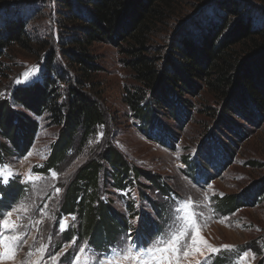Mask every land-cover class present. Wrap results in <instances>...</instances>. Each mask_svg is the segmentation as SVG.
Returning a JSON list of instances; mask_svg holds the SVG:
<instances>
[{
  "label": "rangeland",
  "instance_id": "rangeland-1",
  "mask_svg": "<svg viewBox=\"0 0 264 264\" xmlns=\"http://www.w3.org/2000/svg\"><path fill=\"white\" fill-rule=\"evenodd\" d=\"M157 6L162 13L154 17L160 19L148 23L142 47L126 37L115 43L91 42L84 52L94 70L84 77L81 67L68 55L74 48L67 44V38L78 35L79 25L85 22L81 17L72 19L64 0H0V23L14 11L23 23L24 41L3 48L0 54V100H11L15 111L37 122L27 152L8 142L9 153L5 162H0V187L10 182L20 186L17 199L0 210L5 214L0 220L12 212L9 219L19 227L15 231L0 228V233H23L27 241H21L14 259L0 260V264H33L37 260L54 264L49 254L57 257L58 264H76L77 256L80 264H140L137 257L148 259L146 250L154 240L183 223L177 219L181 213L176 209L184 204L196 214L205 240L217 247L233 246L213 255L207 264H264V110L256 109L245 116L242 109L228 110V94L213 89L209 77L193 78L198 85L186 91L180 81L177 86L169 83L177 97L176 111L155 105L156 122L150 125L135 118L124 101L135 87L146 92L145 99L151 96V89L137 81L129 66L135 58L132 47L140 48V56L162 70L168 59L181 61L175 48L181 33L194 37L192 30L205 28L210 17L223 15L227 19L218 44L241 17H251V26L262 31L255 37L260 48L250 53L248 47L253 43L242 38L230 46V52L238 62L262 53L264 0H164ZM47 70L62 97L70 88H77L101 104L104 121L87 138L79 129L67 158L57 169L40 173L38 169L48 157L59 128L48 112L36 116L19 107L12 92L41 82ZM26 72L29 77H25ZM232 87L228 85L225 90L230 92ZM108 145L141 173L136 178L131 176L130 182L126 179L124 188L113 187L112 177L102 183L105 176L101 175V198L109 197L111 207L127 223L119 226L111 242L98 245L89 234L79 237L71 232L80 223L77 212L61 214L59 209L67 200L65 188L78 168L90 159H100V151ZM146 174L155 176L158 183H152ZM29 175L39 179L30 182ZM41 246L45 252L36 253ZM245 253L246 260H241ZM197 259L181 257V264H196Z\"/></svg>",
  "mask_w": 264,
  "mask_h": 264
},
{
  "label": "trees",
  "instance_id": "trees-1",
  "mask_svg": "<svg viewBox=\"0 0 264 264\" xmlns=\"http://www.w3.org/2000/svg\"><path fill=\"white\" fill-rule=\"evenodd\" d=\"M73 1L74 3L64 0L70 16L72 19L81 17L85 23L79 25L81 31L78 35L67 38V44L74 48L68 55L73 63L81 67V74L85 77L94 70V64L84 52L91 42L101 40L115 43L126 37L142 47L143 38L149 30L148 23L160 19L154 16L162 13L157 5L164 0ZM226 20L223 15L210 17L205 28L200 30L201 28L197 27L192 30L194 37L181 33L175 44L181 61L168 59L162 70L155 69L149 59L140 56V48H131L130 53L135 58L130 61L129 66L135 71L137 81L147 84L151 89V96L148 100L145 99L146 92L143 93L142 88L135 87L128 92L129 95L124 101L133 116L143 125L156 122L155 105L167 107L171 112L176 111L174 98L177 97L170 84L177 86V81H180L182 89L185 84L186 91V88L198 85L193 78H211L213 81L208 84L213 89L220 90L223 95L228 94V110L238 112L242 109L244 114H241L244 116L251 115L256 109L264 110V51L241 62L233 61L235 56L230 52V46L242 38L253 43L248 48L250 53L255 52L260 48L255 42V37L261 35L262 31L251 26V17H241L218 44V37ZM23 42V23L19 17H15L14 11H10L0 23V54L3 48ZM231 84L233 87L228 92L225 87ZM56 86L47 70L43 73L41 82L17 88L12 92V97L19 107L36 116L48 112L54 120V125L59 128L55 140L50 145L48 157L38 169L40 173L57 169L67 158L79 129L82 130V137L87 138L94 133L95 127L104 121L101 104L86 92L70 88V92L62 97ZM7 100H0V162H5V156L9 153L6 143L9 142L22 153L27 152L37 132L35 118L15 111L12 101ZM99 157L100 159L86 161L75 172L64 191L67 200L59 211L61 214L77 212L80 223L71 232L77 236L80 234L81 237L85 233L89 234L95 244L103 245L116 237L119 226L125 225L127 219L114 211L109 197L105 196L104 200L101 198V175L105 176L102 183L108 182L112 177L113 187L124 188L127 186L125 180L130 182L131 176L136 178L141 171L129 166L111 145L100 151ZM145 177L154 184L158 183L153 175L146 174ZM0 194L1 210L17 199L20 186L10 182L7 187H0ZM87 220H90L89 225L86 224ZM63 235H68V232L65 231Z\"/></svg>",
  "mask_w": 264,
  "mask_h": 264
},
{
  "label": "snow or ice",
  "instance_id": "snow-or-ice-1",
  "mask_svg": "<svg viewBox=\"0 0 264 264\" xmlns=\"http://www.w3.org/2000/svg\"><path fill=\"white\" fill-rule=\"evenodd\" d=\"M25 77H29L30 73H25ZM19 83V81H17ZM11 175V174H10ZM67 175V173L65 174ZM53 178L56 177V173H52ZM3 179V172L0 170V181ZM39 177H32L29 175L28 180L32 182ZM61 190L56 189L59 193ZM190 205L184 204L176 209L177 213L181 215L177 218L183 223L174 231L164 233L159 239L154 240L153 246L146 250L148 259L138 256L137 259L140 264H181V257L188 259L189 257H198L196 264H207V261L211 259L213 255H219L224 251H229L233 248L231 245H221L219 247L211 245L200 234V228L196 220V214L190 211ZM27 211V209H24ZM15 211V209H13ZM5 214L0 212V217ZM12 212L7 213V217H11ZM5 218L0 220V228L9 231H15L19 226L15 224L11 219ZM66 227V222L61 224V230ZM21 241L27 243L23 239V233L17 235H4L0 233V260L14 259L16 250L18 249ZM36 253L43 254L45 249L43 246L35 250ZM81 252L84 249L80 250ZM33 252H29L28 256L31 257ZM54 264H58L57 257L49 254ZM132 258V257H127ZM247 254L241 257V260H246ZM76 264H80V257L75 258ZM33 264H43L42 260L34 261ZM62 264V262H60Z\"/></svg>",
  "mask_w": 264,
  "mask_h": 264
}]
</instances>
